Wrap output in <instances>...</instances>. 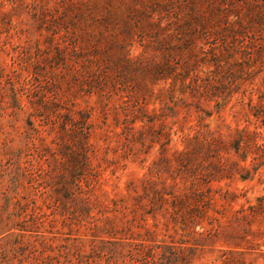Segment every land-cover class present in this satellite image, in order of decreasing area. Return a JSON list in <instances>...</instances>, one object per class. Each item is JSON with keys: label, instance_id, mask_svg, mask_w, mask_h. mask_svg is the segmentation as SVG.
I'll use <instances>...</instances> for the list:
<instances>
[{"label": "rangeland", "instance_id": "rangeland-1", "mask_svg": "<svg viewBox=\"0 0 264 264\" xmlns=\"http://www.w3.org/2000/svg\"><path fill=\"white\" fill-rule=\"evenodd\" d=\"M0 264H264V0H0Z\"/></svg>", "mask_w": 264, "mask_h": 264}]
</instances>
